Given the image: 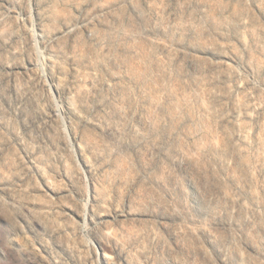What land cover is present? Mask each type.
<instances>
[{"label": "rangeland", "instance_id": "rangeland-1", "mask_svg": "<svg viewBox=\"0 0 264 264\" xmlns=\"http://www.w3.org/2000/svg\"><path fill=\"white\" fill-rule=\"evenodd\" d=\"M0 264H264V0H0Z\"/></svg>", "mask_w": 264, "mask_h": 264}]
</instances>
